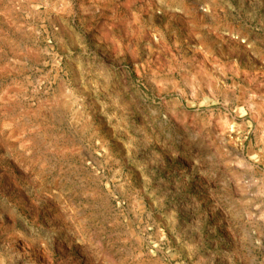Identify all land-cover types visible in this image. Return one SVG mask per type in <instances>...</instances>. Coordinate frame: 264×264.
Returning a JSON list of instances; mask_svg holds the SVG:
<instances>
[{
	"label": "rangeland",
	"instance_id": "obj_1",
	"mask_svg": "<svg viewBox=\"0 0 264 264\" xmlns=\"http://www.w3.org/2000/svg\"><path fill=\"white\" fill-rule=\"evenodd\" d=\"M0 264H264V0H0Z\"/></svg>",
	"mask_w": 264,
	"mask_h": 264
}]
</instances>
